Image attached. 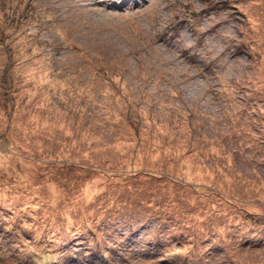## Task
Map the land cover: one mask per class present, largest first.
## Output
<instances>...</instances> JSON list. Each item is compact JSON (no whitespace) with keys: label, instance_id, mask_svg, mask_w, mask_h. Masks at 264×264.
I'll return each mask as SVG.
<instances>
[{"label":"rangeland","instance_id":"obj_1","mask_svg":"<svg viewBox=\"0 0 264 264\" xmlns=\"http://www.w3.org/2000/svg\"><path fill=\"white\" fill-rule=\"evenodd\" d=\"M115 238L264 264V0H0V264Z\"/></svg>","mask_w":264,"mask_h":264},{"label":"trees","instance_id":"obj_2","mask_svg":"<svg viewBox=\"0 0 264 264\" xmlns=\"http://www.w3.org/2000/svg\"><path fill=\"white\" fill-rule=\"evenodd\" d=\"M140 173H142V171H139V174ZM153 174V173H152ZM158 175V174H157ZM159 176V175H158ZM160 178V177H159ZM227 200V199H226ZM231 200H234V199H231ZM228 201H230V200H228ZM235 201V200H234ZM231 202V201H230ZM235 202H237V201H235ZM234 202V203H235ZM247 207H248V205H246ZM247 207H245V206H243L242 204H241V202H240V205H239V209L237 210H233L235 213L234 214H232V215H225L224 216V221L222 220L221 221V223H223V224H227V222L229 223V225L231 224L229 221H228V217L229 216H234L235 214H236V212L237 213H242V215L243 216H245V217H243V216H241V215H239V216H237L236 218H241L242 219V221L243 222H245L246 221V219H247V221L249 220V218H251V216H253L254 214H258V213H260L259 211H257V210H250V209H248ZM235 217V216H234ZM230 219V218H229ZM233 223H236L237 225H238V223L239 222H241V221H239V222H237L236 220H235V218H233V219H230ZM248 224H247V227H246V229L245 230H242V235H243V237L244 238H247V239H251L252 238V235L254 236V235H256L255 233V231H257L258 230V228H257V230H256V228L254 227V226H251V224L249 223V222H247ZM239 234V233H238ZM241 235V236H242ZM158 238V239H157ZM162 238H164L163 237V234L161 233V235H155V238L153 239V238H151V240H149L148 241V243H149V245H155L156 243L158 244V243H160V239H162ZM155 239H157V240H155ZM246 239V240H247ZM107 242H109L111 245H107L106 247L107 248H101L100 246H98V248L97 249H95V250H97V252H94V253H90L89 251H90V249H89V247L87 246V247H83V249L82 250H84V251H88V253L87 252H84L83 254H82V256L84 257V258H87V259H84V258H82V257H77L76 259H71V260H67L66 259V257H57V256H55V258L53 257V261H54V264H61V260H63V264H64V262L67 260V261H69L71 264H73L72 262H76V261H80V262H84L83 260H86L88 263H89V259H93V261H91V263H95L100 257H107L108 255H110V254H113V255H116V254H119V252H121V250H125V251H128V250H130V249H128L127 247H123V245H122V242L121 241H118V239L117 238H115V239H109V240H107ZM55 248H58L59 249V247H56V246H54ZM44 249H43V256L45 255V257H46V259H48L49 258V256L51 255V253H53V249H52V247L51 246H45V247H43ZM153 246L150 248V250H153ZM60 249H66L65 247H60ZM80 250V249H79ZM78 250V251H79ZM94 251V250H93ZM75 252H77V251H75ZM109 253V254H108ZM53 255H56V254H53ZM48 256V257H47ZM65 260H64V259ZM75 260V261H74ZM44 261H46L45 260V258H43L42 260H36V262H39V263H43ZM66 264H68V263H66ZM83 264V263H82ZM84 264H87V263H84Z\"/></svg>","mask_w":264,"mask_h":264},{"label":"bare ground","instance_id":"obj_3","mask_svg":"<svg viewBox=\"0 0 264 264\" xmlns=\"http://www.w3.org/2000/svg\"><path fill=\"white\" fill-rule=\"evenodd\" d=\"M132 1V0H131Z\"/></svg>","mask_w":264,"mask_h":264}]
</instances>
